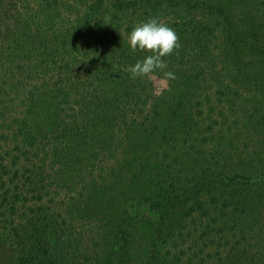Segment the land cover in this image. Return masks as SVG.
<instances>
[{"label":"trees","instance_id":"1","mask_svg":"<svg viewBox=\"0 0 264 264\" xmlns=\"http://www.w3.org/2000/svg\"><path fill=\"white\" fill-rule=\"evenodd\" d=\"M234 5L0 0V214L16 264H134L141 242L139 264H264V3ZM149 18L181 45L158 93L163 71H126L150 54L128 42ZM77 186L105 208L82 231ZM139 206L179 211L161 231L170 252L139 227Z\"/></svg>","mask_w":264,"mask_h":264},{"label":"rangeland","instance_id":"2","mask_svg":"<svg viewBox=\"0 0 264 264\" xmlns=\"http://www.w3.org/2000/svg\"><path fill=\"white\" fill-rule=\"evenodd\" d=\"M203 1H208V0H203ZM74 2L76 5L82 7L87 2V0H74ZM231 2L235 3L234 8H239L240 4L243 2H246L252 5V3H255V4L260 3V2L264 3V0H254V1L252 0H231ZM255 9L256 7L252 9L250 13V16L253 19L260 17V14H257ZM249 11H250V8H249ZM262 11H264V9ZM206 13L207 12L202 11L201 9H198L195 11L192 9H182L180 11L178 9H174L173 11L171 8H169L166 11H164L166 19L168 18L172 19L174 17H179V16H187V17L189 16V18H192L193 15H197L198 17H200V19L205 20L209 17L207 16ZM261 18L263 19L264 17H261ZM210 21H211V25H214V22L217 23V21H215L214 19H210ZM215 51L216 52L214 53V56L217 57V62L220 61L219 63L224 65L222 62L223 60H222V55H221L223 51L222 45H219L218 49H216ZM151 79H152L153 86L155 88L156 93L166 88L167 82L163 78L152 75ZM232 79H236L234 78V75H232ZM114 136L118 137V135L116 134ZM29 163L31 165H35L36 160L34 158H30ZM94 168L96 169V171H98L99 169L96 166ZM78 194H79V189L77 186L75 187V190H73V194L71 195L72 201L70 202V207L71 209H74V207L76 206L77 208L81 210L80 211L78 209L77 210L78 212H74V213H77L78 215L75 216V219L73 221H74L77 231H82V230L90 229L93 226L94 218L97 215H100L102 212H104L105 208H104V204L97 197L95 196L86 197V194L79 196ZM82 197L83 199L81 200ZM137 213L138 215H140V220H141L139 227L142 228L143 231L147 233V236L149 235L148 240L155 239L156 237H161L162 239L166 237L168 239L167 244L163 243L161 247L164 252H170L171 242L172 240L175 239V237H172L169 234L165 235V233L161 231H163L164 229H169L171 225L170 223H172L178 217L179 211L176 210L172 212L169 216L162 218L158 213H156L150 207L148 206L140 207L139 206V208L137 209ZM82 214H84L83 217H82ZM1 218H2V215L0 214V264H16L13 243H12L10 236L7 233V230L3 222L1 221ZM145 239H146L145 241H148L147 238ZM142 244L143 242L139 244L138 249L136 250L135 256L133 258L134 264L141 263L142 261L146 260L149 256V253L146 252V248L144 249L145 244L143 245Z\"/></svg>","mask_w":264,"mask_h":264},{"label":"clouds","instance_id":"3","mask_svg":"<svg viewBox=\"0 0 264 264\" xmlns=\"http://www.w3.org/2000/svg\"><path fill=\"white\" fill-rule=\"evenodd\" d=\"M128 42L133 52L140 50L150 53L126 69L133 79L150 77L157 70L163 71L167 67L163 57L170 56L181 47L175 30L157 18H149L147 22L135 25ZM163 79L174 80L175 75L171 71H163Z\"/></svg>","mask_w":264,"mask_h":264}]
</instances>
